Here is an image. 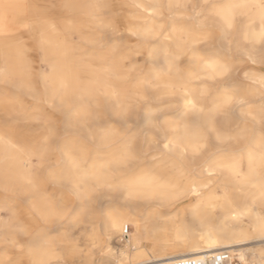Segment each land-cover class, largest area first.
Listing matches in <instances>:
<instances>
[{"label":"snow or ice","instance_id":"snow-or-ice-1","mask_svg":"<svg viewBox=\"0 0 264 264\" xmlns=\"http://www.w3.org/2000/svg\"><path fill=\"white\" fill-rule=\"evenodd\" d=\"M92 7L104 13L109 6ZM143 7L151 9L144 23L134 30L125 29L136 37L127 51L146 57L148 71L129 81L134 89L142 90L135 93L142 99L147 101L151 89L159 87L154 84L157 72L185 58L182 49L190 43L185 37L194 32V43H201L219 41L223 28L243 30L251 48L237 44L234 57L255 64L251 53L257 52L264 69V0L205 5L170 0ZM51 8H58L59 14L53 16ZM76 8L71 0L51 6L0 0V37L5 47L16 51L19 61L14 71H0V110L9 117L5 127L16 123L11 117L24 114L27 107L34 108L37 115L26 119L39 129V135L27 142L13 143L10 137L0 136V143L27 154L30 162L35 161L33 167L42 170L47 184L42 192L38 187L27 193L14 192L0 205V264H102L93 250L102 249L114 229L126 230L120 220L130 206L104 204L101 188L121 190L128 200H147L160 189L170 190L176 199L196 198L193 216L199 227L186 225L176 230L174 238L161 226L159 205L137 208L141 220L137 235L147 236L152 245L183 242L194 248L212 247L221 233L233 241H264V95L258 111L246 112L250 107L247 92L236 91L231 83L225 82L207 97L205 91L196 94L182 84V110L175 104L158 107L145 103L143 115L137 119L135 111L112 97L101 100L94 90L81 87L100 82L102 77L120 80L127 66L115 56H100L95 48H82L75 41L71 50L81 53L76 62L68 60L66 50L62 62L42 60L48 68L34 76L36 69L27 56L30 43L43 51L49 29L62 32L65 45L69 36L79 35L82 40L86 36L71 18ZM252 10L259 19L258 29ZM9 23L17 24V30L12 31ZM117 40L123 43L125 37L120 25L110 22L94 43H99L101 52L107 48L115 52ZM161 53L163 63L157 64ZM201 59L205 68L220 76L227 74L226 64ZM245 75L252 78L255 73ZM261 80L264 82V71ZM101 148L110 150V158L90 172L87 180L74 181L88 160L102 159L97 156ZM197 158L202 159L198 162ZM139 165L147 170L138 172ZM213 177H223V183L213 188ZM216 209L226 212V221L231 223L214 229L219 219L212 215ZM260 251L264 255V248ZM120 264L148 261L137 248L135 256L130 255L126 262L121 259Z\"/></svg>","mask_w":264,"mask_h":264},{"label":"bare ground","instance_id":"bare-ground-1","mask_svg":"<svg viewBox=\"0 0 264 264\" xmlns=\"http://www.w3.org/2000/svg\"><path fill=\"white\" fill-rule=\"evenodd\" d=\"M42 1H48L56 5H59L63 2V0ZM133 1L134 5H132L130 16L136 17L137 20L135 21L134 26H130L129 28L134 30L139 25L144 23V18L147 17L148 13L151 11V9H149L146 12H142L140 9L144 10L143 6L145 5L158 4L159 0ZM201 1L204 5L229 2V0ZM18 2L31 4L30 0H18ZM71 2L77 5V8L75 9L71 18L74 23L86 33V36L83 40L78 35L81 42L97 41V39H99L98 37H100V33H98V31L94 29V27L100 25L102 20L104 24L108 23L107 19H105L106 12L100 13L97 9L92 7L96 4L84 0H71ZM168 2H170V0H168ZM171 2L175 3L177 2V0H171ZM137 5H141L142 7L137 8ZM251 14L253 16V19L256 21V27L258 29L259 19L255 14V10H252ZM12 24L14 23H9V28L11 30ZM225 29L228 30L227 28ZM228 31L233 32L234 34H238L240 38L244 40L243 30L237 31L234 29ZM196 35L197 34L194 32L192 37H185V39L190 40V43L182 49V51L186 54L185 58H182V62H180L179 64L171 65L166 71H160L156 73L158 79L154 84H158L159 87H154L155 98L163 96L167 93L171 97L176 96L178 100L172 101L171 103L175 105L179 103L181 110L183 108L184 90L180 87V85L187 84L189 90L194 91L196 94H199V92L201 91H205V96L207 97L215 94L218 89H222L225 82L228 81V76L230 75L229 61L221 52V50L218 47L214 48L210 46L213 41L194 43ZM70 37L71 36H69L68 38V44L65 45L64 34L62 32H57L49 29L47 34V43L45 44L43 50V60L47 58L49 60H57L62 62L64 59V52L66 50H71L72 41ZM249 46L251 47V45ZM5 57L8 58L7 63L4 62ZM71 57L72 53L68 52V60L73 63L76 62L77 59ZM201 58H211L218 60L220 63L226 64L228 67L227 74L225 76H220L212 69L205 68L203 66ZM18 63L19 61L16 51L12 48L5 47V41L3 37H0V71L12 72L17 68ZM161 63H163V53H161V59L157 61V64ZM107 66L108 65H106V67ZM197 77H199V79H197ZM212 77H215V79H213ZM244 78L248 79L249 82L239 81L234 85L235 90L240 92H247V99L249 100L250 107L246 108L245 111L256 112L259 110L262 95H264V82L259 80V82L256 83L255 81L257 80V77L255 76L249 78L244 74ZM260 83H262L263 86H261ZM81 87L94 90L97 96L98 92L101 91L102 95L98 96L99 99L102 100L105 96H109L118 101V103L123 106V102L119 98L120 93L116 89H114V87L111 85V80L107 79L106 77H102L100 82L85 83L81 85ZM142 115L143 112L141 113V116ZM139 116L140 114L136 113V118H138ZM8 119L9 117L4 116L2 114V110H0V136L10 137L13 143H24L33 139L32 137L27 139L22 138L18 135L19 132L15 131L14 127V125L19 122H28V126L31 127L32 124L30 120H27L24 117L18 120L16 116H13L11 117V120L17 122L14 123L11 127H5L4 122ZM34 134H36L35 136H38L39 131ZM109 158L96 159L95 161L90 162L87 165H83V170L76 176H74L73 180L79 182L87 180L89 178L90 172H92L93 170H99L100 163H102L103 160ZM200 159L202 158H197L198 162L200 161ZM29 162L30 157L27 154L21 153L15 148L10 147L9 145L0 143V187L5 188V184L7 182H10L8 184L11 186L9 197L14 192L27 193L32 191L36 187L40 189V184L36 182V179H34L30 173V165L28 166ZM146 170L147 169L142 171ZM29 180L32 181V184L28 183ZM213 181L214 183L212 184V187L215 188L217 185L223 183V177H213ZM112 190L113 192H115V194H122L123 199L119 202V204H126L130 207L128 212L122 213L120 220V223L125 225L126 230H121L119 228L114 229L111 234L107 235V238L104 241V247L102 249L97 248L93 250L94 258L97 261L102 262V264H120L121 259L126 262L130 258V255H136L137 248H139L140 252L144 253L146 260L150 264L179 256H201L205 253H211L223 249L229 250L232 253V255L237 260L236 264H245L246 262L249 264H264V255H262L260 251L261 248H264V241H261L259 238L238 239L233 241L224 239L222 233L220 234L217 242L212 247L194 248L187 243L178 242L176 245H173L174 249H177L176 252L167 254L162 257H149V253H152L150 249H144L141 245L136 246V244H141L142 242L149 243L147 236H144V239H141L140 236L137 235V225L141 224L139 214L137 213V208L139 207V209L144 210L148 205H159V211L162 214L160 221L161 226L167 229L169 234L172 233L174 236L176 230H183L186 225L190 227H199V221L196 220L193 216V207L196 203H198V201L193 196H188L186 198L181 197L179 199H176L168 189L156 190L147 200H128L126 199V193H123L118 189ZM40 192H42L41 189ZM237 195L239 194L237 193ZM102 202L105 203L106 201L102 200ZM36 203H39V200H37ZM179 203L185 204L184 206L178 208L177 205ZM212 215L219 217V219L215 221L213 225L214 229L222 227L225 222L228 224L231 223V221H226L227 213L223 212L220 209H216L215 211H213ZM113 242H118L119 245L115 247Z\"/></svg>","mask_w":264,"mask_h":264},{"label":"rangeland","instance_id":"rangeland-1","mask_svg":"<svg viewBox=\"0 0 264 264\" xmlns=\"http://www.w3.org/2000/svg\"><path fill=\"white\" fill-rule=\"evenodd\" d=\"M31 4L35 3H46L49 6L53 5L54 3H50L48 1H42V0H30ZM90 3L94 4H106L109 7L106 9V18L107 22H115L118 23L121 27V33L125 37V41L121 43L119 40H117L114 44V47L116 48V51L113 52L111 48L104 49L102 52L100 51V46L99 43H94V41L90 42H81L80 38L78 35L74 37H70L71 41H75L76 43L81 44L82 48H88L89 50L95 48L97 51V54L100 56H106L108 58H111L113 56L116 57V59L120 60L121 63L125 64L127 67L122 70L121 72V79L120 80H111V85L120 93V100L123 102V106L127 108L129 111H135V113H139L141 116V113L143 112V106L145 103H150L153 106H158V107H165L168 104H173L171 103L172 101L178 100L176 96H169V94H164L163 96H160L158 98H155V93H154V87L151 89L150 95L148 100H144L140 97V95H136V92L142 91L140 89H134L132 85L130 84L131 78L141 76L142 74L146 73L148 71L147 66L145 65V56L144 55H137L134 52H128L127 47L128 46H134L136 37L132 36L130 32L125 31V29H128L130 26L133 27L135 21L137 20L136 17L130 16V11L132 9V5H134L133 0H84ZM180 3L184 4H202L201 0H179ZM159 3H168V0H159ZM158 3V4H159ZM30 4V3H29ZM138 8V7H137ZM140 9V8H139ZM142 12H146L143 9H140ZM199 11V9H197ZM51 13L53 16H56L59 14V9L58 8H51ZM154 19H159V17H153ZM106 23V24H108ZM183 23V22H181ZM103 20L100 25L97 27H94L98 31V33L104 31V25ZM223 27V26H221ZM12 31H16L18 28L17 24H12L11 25ZM224 35L221 37L219 41H215L211 43V47L214 48H219L221 52L226 56L227 60L229 61L230 65V77L228 76V83H231L233 85L237 84L239 81L242 82H249L248 79L244 78V74L246 72H254L255 77H257V80L255 81L256 83L261 80V73L264 71L262 69L261 64L259 63L260 60V55L257 52H252V56L256 59V63L253 64L249 60H238L234 57L233 52L235 49V46L237 44H240L241 46H246L249 49L251 48L249 45H247V42L244 41L243 39L240 38L238 34H234L233 32H230L223 28ZM228 31V32H227ZM99 38V37H98ZM98 41V39H97ZM232 48L233 51H229V48ZM70 52L72 53V57L74 59H77L78 56L80 55V51L73 52L71 50H67V53ZM28 58L33 62V66L36 69V72L34 73V76L38 77L39 76V71L41 69H46L48 68L47 63H41L43 60V51L40 50V48L32 43L29 44V51L27 52ZM182 62V60H181ZM184 63V62H183ZM182 63V65H183ZM241 74V75H240ZM124 77H128V79H124ZM245 79V80H244ZM156 81V80H155ZM154 81V83H155ZM261 86L262 83H260ZM3 90V85L0 84V92ZM102 93L101 91L98 92V96H101ZM33 105H35V101L32 102ZM27 104V102H26ZM180 109V104H176ZM169 111H175V109H169ZM37 113L35 112L34 108H25V113L19 116H16L18 120H20L22 117L26 118L27 116H35ZM139 116V117H140ZM138 117V118H139ZM137 118V119H138ZM28 122L25 123H16L14 125L15 131H18V135L21 136L22 138H30L32 137L33 139L36 138L35 136L37 129L35 125L31 122L32 126L29 127ZM37 129V130H36ZM36 130V132H35ZM39 135V134H38ZM111 155L110 150H106L104 148H101L97 156L100 158H109ZM150 159V158H149ZM96 160V159H95ZM95 160H88L86 165L89 164L90 162H93ZM33 163L35 161L29 162L28 166L30 173L34 179H36V182L40 184V189L43 191L45 188H47V184L43 179L42 175V170L33 167ZM147 169L145 165H139L137 166V171L140 172L142 170ZM37 172V173H36ZM36 177V178H35ZM39 179V181H38ZM10 182H7L5 184V188L0 187V205L3 204L5 197L10 195V190L11 186L8 185ZM7 188V191L5 189ZM59 193V192H58ZM100 194H101V200L106 201L104 204H109V203H116L119 204V202L123 199V196L121 193H116L113 192L112 189L108 188H101L100 189ZM115 194V195H114ZM185 203H179L177 205L178 208L184 206ZM79 235V233H77ZM172 237L174 238L173 234L170 233ZM141 238V237H140ZM141 239H144L141 238ZM114 246H118V242L114 243ZM141 245L144 249H150L152 253H149V257H162L167 254H172L177 251V249H174L173 245H152L148 242H142L141 244H136V246ZM155 248V251L153 249ZM237 262V260H236ZM249 264V263H245Z\"/></svg>","mask_w":264,"mask_h":264},{"label":"built area","instance_id":"built-area-1","mask_svg":"<svg viewBox=\"0 0 264 264\" xmlns=\"http://www.w3.org/2000/svg\"><path fill=\"white\" fill-rule=\"evenodd\" d=\"M151 264H236V259L229 250L223 249L201 256H179Z\"/></svg>","mask_w":264,"mask_h":264}]
</instances>
